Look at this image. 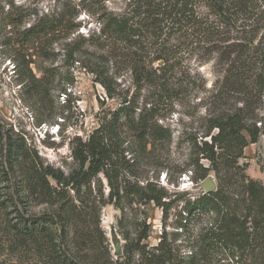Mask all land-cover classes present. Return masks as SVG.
Masks as SVG:
<instances>
[{"label":"trees","instance_id":"16d2710c","mask_svg":"<svg viewBox=\"0 0 264 264\" xmlns=\"http://www.w3.org/2000/svg\"><path fill=\"white\" fill-rule=\"evenodd\" d=\"M0 28L40 124L57 123L47 99L56 90L70 102L77 67L119 100L86 139L71 140L70 172L0 125V264H264V183L241 163L264 135V0H55L47 9L0 0ZM207 63L210 87L199 69ZM200 105L204 129H183L188 152L176 161L170 120ZM189 169L197 182L213 171L217 189L184 198L187 250L165 224L148 246L144 220L116 257L102 210L114 205L125 221L153 202L165 221L161 171L172 182Z\"/></svg>","mask_w":264,"mask_h":264},{"label":"rangeland","instance_id":"374dc122","mask_svg":"<svg viewBox=\"0 0 264 264\" xmlns=\"http://www.w3.org/2000/svg\"><path fill=\"white\" fill-rule=\"evenodd\" d=\"M14 1L16 3H36L43 9H47L55 3V0ZM113 1L119 3L120 0ZM2 33L4 30L0 28V125L4 131L11 132L15 136L18 134V137H24L45 161L70 172L76 167V161L72 156L71 140L76 136L86 139L98 127L100 118L119 105V100L108 98L101 84L95 81L94 75L82 67H77L72 70L75 83L68 88L71 95L70 102L63 104L64 94L58 98L59 91L56 90L53 92V96L47 99V120L57 123L53 125L49 123L40 124L41 116L22 87V79L15 71L13 51L3 43ZM199 69L206 77L208 87H210L215 79L213 64H203L199 66ZM204 96V94H200L195 99L196 103L201 102L200 100ZM180 110L183 111L184 108H180ZM260 112L264 115V104ZM205 113V107L200 105L195 110L193 117H188L180 112L171 118L170 124L174 130V142L171 151L172 158L176 161L185 160L188 152V144L182 140L180 133L183 129L189 131L203 130L205 125L202 116ZM59 126L60 129H58ZM201 162L204 166L209 165L207 160ZM241 163L247 165L246 173L250 177L264 183V135L257 143H251L245 148ZM166 172L167 170L161 171L159 182L168 192L166 200L172 202L167 220H163L162 209L153 202L140 206L139 209L129 210V215L125 221H120L122 213L114 205H107L102 210L101 225L109 238L116 257L119 255L115 253L111 233L117 232L122 247L126 241L125 235L131 238L137 236L141 232L140 229L144 227V220L149 226V236L145 240L148 246L158 244L163 232V224H165L169 241L174 242L177 246L182 245L180 246L182 252L187 250L181 243L185 238L184 230L182 231L183 227L180 226L181 219L185 216L182 207L186 198H195L204 189L201 186V181L197 182L193 179L194 174L191 169L185 173L172 175V182L168 180L169 176L165 177ZM210 174L215 176L213 171ZM153 175V171H151L150 180L154 179ZM103 182L107 193L109 188L106 180L103 179ZM42 208L43 206H38L36 210ZM188 227L192 228V226Z\"/></svg>","mask_w":264,"mask_h":264},{"label":"water","instance_id":"95a60500","mask_svg":"<svg viewBox=\"0 0 264 264\" xmlns=\"http://www.w3.org/2000/svg\"><path fill=\"white\" fill-rule=\"evenodd\" d=\"M201 186L206 192L215 191L217 189V181L213 174H209L206 179L201 182ZM112 242L115 247L116 255H120L122 252L120 237L116 231L111 233Z\"/></svg>","mask_w":264,"mask_h":264},{"label":"built area","instance_id":"2783aa9c","mask_svg":"<svg viewBox=\"0 0 264 264\" xmlns=\"http://www.w3.org/2000/svg\"><path fill=\"white\" fill-rule=\"evenodd\" d=\"M184 178H185V176H184Z\"/></svg>","mask_w":264,"mask_h":264}]
</instances>
